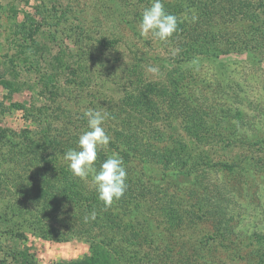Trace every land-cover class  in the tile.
Listing matches in <instances>:
<instances>
[{
  "label": "trees",
  "instance_id": "1",
  "mask_svg": "<svg viewBox=\"0 0 264 264\" xmlns=\"http://www.w3.org/2000/svg\"><path fill=\"white\" fill-rule=\"evenodd\" d=\"M150 4H98L100 50L112 57L93 65L90 100L79 96L76 110L47 107L46 128L37 136L28 132L29 150L24 143L20 150L31 154V164L48 167L51 178L70 184L68 192H53L56 240L80 238L105 249L92 262L62 264H111L119 257L128 264H208L216 246L239 252L223 255L225 263H242L245 239L231 241L238 226L226 217L234 218L230 199L244 193L257 199L264 186V105L252 100L248 80L232 75L244 64H264V0H163L178 18L167 42L140 33ZM245 54L247 60L226 61ZM149 65L159 72L148 73ZM87 108L108 113L111 142L98 151L95 166L115 152L127 170L125 194L110 206L98 199L91 177L74 176L63 160L87 128ZM15 135L3 131L0 141L18 147ZM256 237L264 242V235Z\"/></svg>",
  "mask_w": 264,
  "mask_h": 264
},
{
  "label": "rangeland",
  "instance_id": "2",
  "mask_svg": "<svg viewBox=\"0 0 264 264\" xmlns=\"http://www.w3.org/2000/svg\"><path fill=\"white\" fill-rule=\"evenodd\" d=\"M101 1L106 0H0V133L16 134L13 140L20 143L0 141V264L92 262L105 250H94L80 238L56 240L61 236L55 224L59 198L53 192L63 187L68 192L70 184L47 175L48 167L31 164L26 152L27 133L37 136L46 128L47 107L76 110L79 96L90 100L93 65L97 69L112 57L100 50L102 36L96 30L95 10ZM240 60H247L246 54L226 61ZM230 65L238 71L237 64ZM242 67L232 77L248 80L252 100L264 105V64ZM23 143L27 148L21 152ZM258 193L257 199L244 193L229 201L234 218L227 215L226 220L238 226L231 241L243 238L247 246L242 263H225L223 255L237 257L239 252L216 246L208 264H264V242L254 238L264 235V186ZM111 264L128 263L119 257Z\"/></svg>",
  "mask_w": 264,
  "mask_h": 264
},
{
  "label": "clouds",
  "instance_id": "3",
  "mask_svg": "<svg viewBox=\"0 0 264 264\" xmlns=\"http://www.w3.org/2000/svg\"><path fill=\"white\" fill-rule=\"evenodd\" d=\"M178 18L165 11L163 0H151L149 7L145 8L139 22L142 36L155 38L167 42L177 31ZM146 71L150 74L159 72V68L149 65ZM87 128L78 137L76 149H69L63 154V160L74 176L81 179L91 177V184L95 188L98 199L105 206H110L119 200L127 189V170L123 159L113 152L100 163L97 169L96 161L98 151L106 148L111 137L107 134L104 124L108 113L103 110L87 108L83 111ZM96 213H91L95 219ZM88 217H85L87 220Z\"/></svg>",
  "mask_w": 264,
  "mask_h": 264
}]
</instances>
